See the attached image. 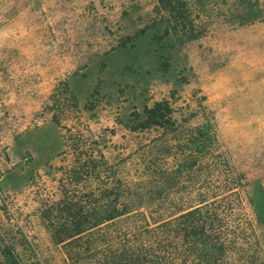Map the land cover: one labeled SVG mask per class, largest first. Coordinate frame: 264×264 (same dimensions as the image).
Returning <instances> with one entry per match:
<instances>
[{
    "label": "rangeland",
    "instance_id": "rangeland-1",
    "mask_svg": "<svg viewBox=\"0 0 264 264\" xmlns=\"http://www.w3.org/2000/svg\"><path fill=\"white\" fill-rule=\"evenodd\" d=\"M0 264H264V0H0Z\"/></svg>",
    "mask_w": 264,
    "mask_h": 264
},
{
    "label": "trees",
    "instance_id": "trees-1",
    "mask_svg": "<svg viewBox=\"0 0 264 264\" xmlns=\"http://www.w3.org/2000/svg\"><path fill=\"white\" fill-rule=\"evenodd\" d=\"M161 3H162V1H161ZM162 4H163V3H162ZM166 32H167V31H166ZM151 113H152L153 115H155V117L157 116L155 110H152ZM153 121H155V120H153ZM155 122H156V121H155ZM156 123H157V122H156ZM148 126H149V125H148ZM107 216H108V214H107ZM79 220H80V218H79ZM79 220H78V221H79ZM60 237H61V236H60ZM61 238H62V237H61ZM61 238H60V239H61ZM60 239H59V240H60Z\"/></svg>",
    "mask_w": 264,
    "mask_h": 264
}]
</instances>
